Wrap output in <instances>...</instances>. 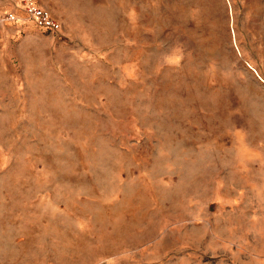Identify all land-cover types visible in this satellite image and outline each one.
<instances>
[{"label": "rangeland", "instance_id": "rangeland-1", "mask_svg": "<svg viewBox=\"0 0 264 264\" xmlns=\"http://www.w3.org/2000/svg\"><path fill=\"white\" fill-rule=\"evenodd\" d=\"M35 1L57 28L0 0V264H264V0Z\"/></svg>", "mask_w": 264, "mask_h": 264}, {"label": "built area", "instance_id": "built-area-1", "mask_svg": "<svg viewBox=\"0 0 264 264\" xmlns=\"http://www.w3.org/2000/svg\"><path fill=\"white\" fill-rule=\"evenodd\" d=\"M24 8L25 13L33 19H35L39 24L48 26L51 29L58 27V22L52 18L48 12L35 0H19ZM8 17H13L12 13L8 14Z\"/></svg>", "mask_w": 264, "mask_h": 264}]
</instances>
